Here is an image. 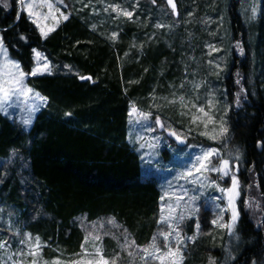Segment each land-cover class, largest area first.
Returning a JSON list of instances; mask_svg holds the SVG:
<instances>
[{
    "label": "trees",
    "instance_id": "16d2710c",
    "mask_svg": "<svg viewBox=\"0 0 264 264\" xmlns=\"http://www.w3.org/2000/svg\"><path fill=\"white\" fill-rule=\"evenodd\" d=\"M72 1L70 19L47 39L18 13L16 0L7 8L0 4V32L11 57L27 72L37 49L59 69L27 77L28 86L48 98L28 131L0 113V171L6 170L0 176V202L22 218L36 216L25 230L50 245L43 253L48 260H70L80 251L84 234L75 222L78 217L87 223L115 217L121 231L126 228L140 245L148 243L158 228L159 178L143 173L140 157L127 141L129 109L135 104L148 110L153 89L157 96L174 90L192 96L193 84L203 80L201 101L206 91H214L221 109L225 103L231 106L229 143L241 154L240 243L231 264H264V0L253 34L244 29L240 0H175L178 14L164 19L165 0H104L92 4L98 15ZM109 3H120L135 15L115 19V13L103 11ZM158 22L172 27L156 29ZM113 31L119 32L114 43L106 39ZM206 42L222 51L207 56ZM209 59L223 68L219 76L210 74L216 70L209 68ZM79 75L96 82L82 81ZM241 88L245 93L237 107ZM159 113L175 123L181 119L176 107ZM13 156L23 162L11 161ZM250 199L258 214L247 209L244 201ZM209 212L202 211L201 234L188 244L185 264L222 257L223 233L210 223ZM188 233H193L192 225ZM104 244L107 254L117 252L113 239L105 237Z\"/></svg>",
    "mask_w": 264,
    "mask_h": 264
},
{
    "label": "snow or ice",
    "instance_id": "6c2138e0",
    "mask_svg": "<svg viewBox=\"0 0 264 264\" xmlns=\"http://www.w3.org/2000/svg\"><path fill=\"white\" fill-rule=\"evenodd\" d=\"M18 2L21 11L26 12L27 17L39 29L40 35L44 39H47L49 34L56 30L61 21H68L72 15L71 12L66 13L58 7V5H63L64 8H67L68 5L65 4V0H18ZM78 2L83 4V8L91 7L92 14H99L92 7L91 0H88V3H84V0H78ZM98 2L103 4L104 0H98ZM138 3L139 0H137ZM153 3H155V0H153ZM167 4L171 6L172 14H178L177 4L174 0H167ZM4 7H8L6 2ZM83 8L78 9V11H83ZM42 9L47 11L45 12ZM103 11L108 12L110 15L115 13V19L124 17L127 20H132L135 15L134 11L128 10L120 3L106 4ZM189 15L191 16L192 13H189ZM256 17L257 8L253 4L249 19L254 20ZM16 19L19 20L20 16H17ZM222 19L223 17H221ZM49 20L55 23L51 26L48 23H42V21ZM96 27L95 24L91 25L93 31L96 30ZM154 27L156 29L165 27L171 29L172 26L158 22ZM210 35H215V33H210ZM118 36L119 32L113 31L106 39L114 43ZM21 39L25 38L21 37ZM133 46H135L134 43ZM236 47L240 55L243 56L244 49L239 43ZM206 48L208 50L206 55L209 57H212L213 53L222 51L215 44L207 42ZM33 52H35V49H33ZM0 56L3 57V61L0 62V112L7 116L9 115L6 111L7 108L19 107L20 105L26 106L30 113L39 111L41 106L47 104L48 98L29 87L26 79L28 76L52 75L53 66L51 62L48 61L47 57H43L41 53H36L35 66L26 72L19 62L9 59L3 36H0ZM41 59H43V63H40ZM208 65L210 69L216 70L210 72L212 75L219 76V73L223 71L220 63L213 59L208 60ZM66 67L71 70V66ZM79 79L92 83L96 82L90 75H79ZM130 83H135V81H130ZM186 83L187 81L182 82L179 88L184 89ZM237 83H239V80H237ZM206 84L207 82L203 80L198 84H193L192 96L186 93H178L177 90L172 91L170 96H157L156 90L153 89L149 97L148 110H142L133 104L128 115L129 117L136 115L139 118L136 122L144 125L149 133L156 132L157 128L163 130L178 145L189 146L188 141L192 138L193 133L213 142L224 141L228 138L230 132L227 117L231 106L225 103L223 109H221V101L217 99L214 91H206L203 101H201L199 91ZM241 93H245V89L241 88L240 92L236 94L235 104L237 107L240 106ZM157 101L163 103H157ZM164 107L177 108L178 115L181 118L179 121L180 128L164 122L159 114ZM68 115L71 114L68 113ZM185 118L187 123H185ZM31 122V119H25L23 124L30 126ZM161 139L160 136H156L154 140L149 137H139L135 142L139 144L141 149L146 147L155 153V150L160 146L158 142ZM235 160L237 162L240 160L239 153L235 155ZM190 163L191 167H186L183 171L177 172L173 180L168 181L167 185L161 186V207L157 221L161 227L158 228L148 243L138 244L126 228L117 236L111 229H105V221L102 220L93 222L90 230L82 229L85 231V235L80 245V251L74 254V258L62 260L57 257L49 261L43 255L44 249L50 247L47 242L43 241L39 235H34L31 232H25L21 236L19 230H16L12 232V235L17 237L18 243L22 247H19L16 251H10L9 241L7 239L0 241V249L4 251L6 257H0V264H9V262L10 264H124L125 257L127 258L126 264H185L186 249L188 248L186 241L195 244L201 234L199 219L201 209L197 206V201L204 195L203 192H200L199 195H189V190L185 187L186 184L193 185V191L197 188L212 187L221 193L227 201V206L226 208H220V211L216 213V217L211 220V224L215 229L226 232L229 237L239 240L237 224L240 219V210L237 201L241 196V183L237 175L239 171L238 163L234 165L232 158H225L216 148H201L199 154H196L194 159H190ZM209 173H217L221 179L230 178L231 186L222 187L218 182L210 179ZM181 181L184 183L181 184ZM175 187H179L181 191H173ZM244 203L247 205L248 201H244ZM216 207L219 208L220 206L217 204ZM2 211L3 209H0V212ZM225 212H230V218L227 221H224L223 218ZM193 217H196L195 232L193 235L187 236L182 225L186 220ZM106 223L117 229L123 228L122 225L116 223L115 217L107 218ZM9 228H11V222H9ZM206 234L211 235V233ZM105 237H110L116 241L119 252H114L111 255L106 253ZM229 258L235 260V256L231 252H229ZM208 264H216L215 258L210 256ZM252 264H256V261L253 260Z\"/></svg>",
    "mask_w": 264,
    "mask_h": 264
},
{
    "label": "rangeland",
    "instance_id": "374dc122",
    "mask_svg": "<svg viewBox=\"0 0 264 264\" xmlns=\"http://www.w3.org/2000/svg\"><path fill=\"white\" fill-rule=\"evenodd\" d=\"M10 0H0V4L4 6V3L6 2L9 4ZM86 3H88V0H84ZM92 4L96 6L98 4V0H91ZM175 2V0H174ZM17 3V9L18 13H22L26 16V18L31 22V20L27 17L26 12L21 11V6L16 0ZM262 0H240L239 4V15L241 16L242 23L244 26V29L248 32V34H253L251 31V27L254 25L256 19L250 20L249 17L251 16V6L255 4L257 8V15L259 14V8L261 6ZM65 4L68 5L67 8H64L63 5H58L63 11L66 13L70 12V7L73 8L75 6L74 1L72 0H65ZM247 9V11H245ZM43 11H47L46 9H42ZM171 11V6L167 4V0H165V6L161 10L160 18L164 19L167 17ZM164 14V15H163ZM257 18V17H256ZM63 21L60 22V24ZM42 23H48L49 26H51L54 21H46ZM59 24V25H60ZM35 27V25H33ZM36 28V27H35ZM37 32L40 35L39 29H37ZM0 36H2L0 32ZM44 39L43 37H41ZM6 47V46H5ZM36 53H41L43 57H46L42 52L39 50L35 49V52H32V67L35 66L36 64ZM9 59L13 61H17L14 58L11 57L9 51H8ZM3 61V57L0 56V62ZM49 61V60H48ZM18 62V61H17ZM43 59L40 60V63H43ZM53 66V65H52ZM68 72H72L69 70V68H64ZM53 73L56 71H59V69L54 68L52 69ZM64 71V70H63ZM41 76V75H37ZM27 80V79H26ZM44 107L41 106L39 111L30 113L27 109L26 106L20 105L19 107H9L6 109V111L9 113V115L5 116L3 112H0L3 116L7 117L10 121L15 122L17 125H19L23 130L28 131L33 123V120L35 116L40 112V110ZM131 111V108L129 109ZM160 114V113H159ZM161 118L164 120L166 124H172L174 127L180 128L181 124L175 123L171 119L163 116L162 114ZM25 119H31V124L30 126H25L23 124V121ZM139 118L136 115H133L132 117H128V122H127V141L129 145L138 153L141 161V167L143 170V173L146 176L154 175L159 178V190L160 194H162V185H167V182L170 180H173L174 176L177 174L179 171H183L186 167H191L190 159H194V156L196 154H199L201 148L207 149V148H216L220 151V153L225 157V158H232V163L235 165L238 163V166L240 165L241 161V154L239 149L236 147L230 145L229 143V138L230 136L228 135V138L224 141H217L213 142L211 140H208L204 137H199L196 136L195 133L192 134V138L189 139L188 145L191 146H184L182 148H178L173 142H171L167 137L166 134L163 130L157 128L156 132L154 133H149L146 131V128L144 125L137 123L136 121ZM156 136L162 137V139L158 142L159 143V148L155 150V153H153L152 150L147 149L146 147L141 149L139 144H137L135 141L139 137H149L154 140ZM143 143V141H141ZM171 145V147H169ZM239 153L240 154V160L237 162L235 160V155ZM13 159L11 161L17 163H22L23 161L17 160L18 158L16 156L12 157ZM218 159V158H214ZM20 161V162H19ZM2 163V161H0ZM240 167V166H239ZM18 171L22 174L21 169L19 167ZM6 170L0 171V176H4L6 173ZM211 180H215L218 182L222 187H230L231 186V180L230 178H224L221 179L217 173H209L208 174ZM238 175V173H237ZM21 180H24V177L21 176ZM181 184L184 182L181 181ZM241 183V182H240ZM185 187L189 190V195H199L200 192H203L204 195L200 197V199L197 201V206L200 207L201 211L199 213V219L201 221V214L203 209L204 210H209L210 212L208 213L209 217L208 220L214 219L216 217V213L220 211V208H226L227 206V201L226 199L221 195L219 191H216L212 187H206L204 189H195L193 191L194 186L191 184H186ZM173 191L180 192L181 189L179 187L173 188ZM161 197V195H160ZM242 197V184H241V196L240 199L237 201V205L239 208V203ZM219 198V199H217ZM248 201V204L246 205L247 209H249L250 213L254 212V214H258V211L256 209V205L254 204V200H246ZM219 205L220 207H216V205ZM160 207H161V202H160ZM0 209H3L2 212H0V241L7 239L11 245L10 251H16L19 247H22L18 243V239L16 236L12 235V232L19 230L21 233V236L23 233L28 232L25 230V226L27 223L34 221L36 219V216L34 214H30L26 216L25 218H22V214L18 212L15 208L3 204L0 202ZM241 217V214H240ZM224 221L229 220L230 218V212H225L223 215ZM106 220L104 223L105 229H111L112 232H114L117 236L120 235L122 232L120 229H117L113 227L112 225H109L106 223ZM195 221L196 217H193L192 219L186 220L184 224L182 225L183 231L187 236H191L195 232ZM9 222H11V228H9ZM75 222L77 223L78 227L82 229H88L90 230V227L92 223H87L85 220L81 217H78L75 219ZM192 225L193 233L189 234L188 229ZM238 225V224H237ZM161 227L158 225V228ZM157 228V230H158ZM219 232L221 230L216 229ZM83 234L85 235V231L82 230ZM157 232V231H156ZM223 236V244H222V257L221 258H215L216 264H231L234 260L229 258V252L236 258L237 254V247L240 243V240H236L233 237H229L226 232H222ZM221 236V235H220ZM110 238V237H109ZM115 241V240H114ZM188 244L191 242L186 241ZM116 250L119 252V248L116 244L115 246ZM44 255V254H43ZM0 257H5L4 251L0 249ZM44 258L48 260L45 256ZM74 258V257H73ZM61 259V258H60ZM72 259V258H71ZM126 257L124 264H126ZM52 259H49L51 261ZM64 260V259H62ZM10 264V262H9Z\"/></svg>",
    "mask_w": 264,
    "mask_h": 264
},
{
    "label": "water",
    "instance_id": "95a60500",
    "mask_svg": "<svg viewBox=\"0 0 264 264\" xmlns=\"http://www.w3.org/2000/svg\"><path fill=\"white\" fill-rule=\"evenodd\" d=\"M165 134H166V133H165ZM166 137H167L171 142H173L178 148H182V147L185 146V145H178V144H176V142H175L171 137H168L167 134H166Z\"/></svg>",
    "mask_w": 264,
    "mask_h": 264
}]
</instances>
